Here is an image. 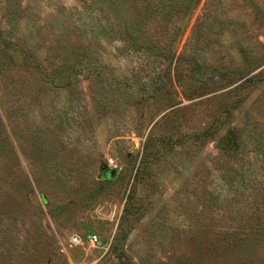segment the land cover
I'll use <instances>...</instances> for the list:
<instances>
[{"label":"rangeland","instance_id":"374dc122","mask_svg":"<svg viewBox=\"0 0 264 264\" xmlns=\"http://www.w3.org/2000/svg\"><path fill=\"white\" fill-rule=\"evenodd\" d=\"M0 264H264V0H0Z\"/></svg>","mask_w":264,"mask_h":264},{"label":"built area","instance_id":"2783aa9c","mask_svg":"<svg viewBox=\"0 0 264 264\" xmlns=\"http://www.w3.org/2000/svg\"><path fill=\"white\" fill-rule=\"evenodd\" d=\"M77 239H79V236H73V240L76 241ZM91 242H95L97 241V237L95 234H93L92 236L89 237Z\"/></svg>","mask_w":264,"mask_h":264},{"label":"water","instance_id":"95a60500","mask_svg":"<svg viewBox=\"0 0 264 264\" xmlns=\"http://www.w3.org/2000/svg\"><path fill=\"white\" fill-rule=\"evenodd\" d=\"M108 173H109L110 176H113L116 173V170L115 169H110L108 171Z\"/></svg>","mask_w":264,"mask_h":264},{"label":"trees","instance_id":"16d2710c","mask_svg":"<svg viewBox=\"0 0 264 264\" xmlns=\"http://www.w3.org/2000/svg\"><path fill=\"white\" fill-rule=\"evenodd\" d=\"M198 0H196V2H197ZM250 80V78L248 77V78H246V80L245 81H249Z\"/></svg>","mask_w":264,"mask_h":264}]
</instances>
